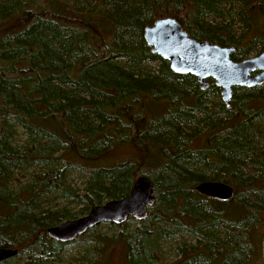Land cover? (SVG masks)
Returning a JSON list of instances; mask_svg holds the SVG:
<instances>
[{
  "label": "trees",
  "instance_id": "trees-1",
  "mask_svg": "<svg viewBox=\"0 0 264 264\" xmlns=\"http://www.w3.org/2000/svg\"><path fill=\"white\" fill-rule=\"evenodd\" d=\"M260 15L264 0H0V249L57 263L65 245L46 230L143 176L146 218L78 236L88 264H110L100 255L115 245L127 264H168L164 243L184 235L194 244L172 247L169 264H264V84L232 87L226 107L211 79L201 90L142 38L170 17L237 62L264 51ZM201 182L233 195L203 197Z\"/></svg>",
  "mask_w": 264,
  "mask_h": 264
},
{
  "label": "water",
  "instance_id": "water-1",
  "mask_svg": "<svg viewBox=\"0 0 264 264\" xmlns=\"http://www.w3.org/2000/svg\"><path fill=\"white\" fill-rule=\"evenodd\" d=\"M142 38L149 52L167 60L169 69L176 74H189L196 78L201 90L211 79L219 89L220 100L229 106L231 88H254L264 84V51L240 61H231L233 47H220L205 40L195 41L187 36L180 24L170 17L159 18L142 30ZM256 72L251 75V73ZM194 190L203 197L228 200L233 191L219 182H201ZM154 204L152 185L138 176L128 195L103 205L92 207L87 214L63 222L46 230L49 239L66 244L99 224H123L129 218L142 221L147 208ZM16 250L0 249V263L13 258ZM261 258L264 262V233L261 240Z\"/></svg>",
  "mask_w": 264,
  "mask_h": 264
},
{
  "label": "rangeland",
  "instance_id": "rangeland-1",
  "mask_svg": "<svg viewBox=\"0 0 264 264\" xmlns=\"http://www.w3.org/2000/svg\"><path fill=\"white\" fill-rule=\"evenodd\" d=\"M260 24H261V22H260ZM258 27L259 26L256 23L255 24V28H254L255 32L258 31ZM236 28H237V35H239L241 30L238 28V26H236ZM259 33H261V30H260ZM259 33H255V34L258 35ZM251 35H252V32L250 31V33L243 38V41L247 40L248 37H250ZM125 157H126L125 155H122L119 160H122ZM22 180H23V178L21 179V181ZM70 181L72 182V184L75 183L78 187L81 186L80 179L77 178L75 175H72L70 177ZM99 231L103 232V231H105V229L100 227ZM261 234L263 236V232ZM262 236L261 235L257 236V240H258L257 244L258 245L256 246V253H257V256H259L258 257L259 261L262 260L261 259V240H262ZM181 240L183 241L185 246L194 244V240L189 238L187 235L182 236L181 239L174 238V239L166 241L164 243L162 249H164L167 252H168V249H169V253L167 254L166 259H165L168 264L172 263L173 260L174 261H178L179 260L178 258H175V256H172V253L170 252V249L172 247L179 246L181 244ZM64 245H65V247H64L62 253L59 255L58 262L54 263V264H88V262H86V260L89 258L88 257L89 255H88V252H85V250L90 248V246L81 245V244L77 243L75 240L72 241V242L66 243ZM100 257L102 258L103 262H107V263H110V264H127L125 262V259H124V251H123V248L121 247V245H115V246H112L111 248H108L107 250H105L100 255ZM31 262H34L35 264H38L39 263V258H36L33 254L30 253L27 256H25V255L21 256L20 255V256L11 258V259H9L7 261H4V263L2 262L0 264H25V263L29 264Z\"/></svg>",
  "mask_w": 264,
  "mask_h": 264
},
{
  "label": "flooded vegetation",
  "instance_id": "flooded-vegetation-1",
  "mask_svg": "<svg viewBox=\"0 0 264 264\" xmlns=\"http://www.w3.org/2000/svg\"><path fill=\"white\" fill-rule=\"evenodd\" d=\"M257 23V25L259 26L258 27V30H261L262 29V27H263V25H264V16L263 15H260V16H256V18H254V22H251L250 21V23H251V27H255V24ZM260 22H261V24H260ZM234 51H235V48H234ZM234 51H233V53H234ZM262 52V51H261ZM260 53V52H259ZM258 54V53H257ZM257 54H250L249 56H247V57H251V56H254V55H257ZM246 57V58H247ZM245 59V58H244ZM231 60V59H230ZM232 61V60H231ZM256 72H253V73H251V75H253V74H255Z\"/></svg>",
  "mask_w": 264,
  "mask_h": 264
}]
</instances>
